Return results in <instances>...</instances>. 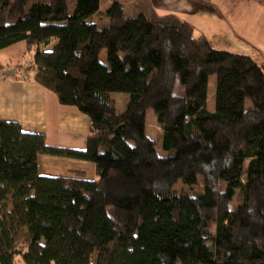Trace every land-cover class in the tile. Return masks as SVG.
Masks as SVG:
<instances>
[{
  "label": "trees",
  "instance_id": "1",
  "mask_svg": "<svg viewBox=\"0 0 264 264\" xmlns=\"http://www.w3.org/2000/svg\"><path fill=\"white\" fill-rule=\"evenodd\" d=\"M100 3L0 0V50L24 42L16 66L90 120L69 149L0 119V264H264L262 67L150 0L93 23ZM110 91L131 96L123 111ZM39 155L89 161L96 178L41 176Z\"/></svg>",
  "mask_w": 264,
  "mask_h": 264
},
{
  "label": "crops",
  "instance_id": "2",
  "mask_svg": "<svg viewBox=\"0 0 264 264\" xmlns=\"http://www.w3.org/2000/svg\"><path fill=\"white\" fill-rule=\"evenodd\" d=\"M251 1L253 0H222L231 5L242 6L241 10L247 15L251 14V9H248ZM151 2L159 14L161 13L158 8H165L169 13L179 12L175 10L181 9L190 13L211 10L210 2L200 0H177L181 6L173 8L174 10L166 2L162 4L161 0ZM252 8L255 18L251 22L255 19L259 21L264 16V8L256 3L252 4ZM189 22L194 25L193 20ZM243 27L240 29L244 32ZM24 49V42H17L0 50V119L18 122L24 132L43 134L48 146L83 149L89 134L88 116L74 106L61 105L52 92L33 81L31 71H25V66H16L21 62ZM253 60L262 66L260 62ZM37 167L38 173L45 177H76L80 172L88 180L96 178L94 165L79 159L39 155Z\"/></svg>",
  "mask_w": 264,
  "mask_h": 264
},
{
  "label": "rangeland",
  "instance_id": "3",
  "mask_svg": "<svg viewBox=\"0 0 264 264\" xmlns=\"http://www.w3.org/2000/svg\"><path fill=\"white\" fill-rule=\"evenodd\" d=\"M119 2L124 4L127 13L130 12V6L133 0H101L100 7L97 13H93L91 17L92 22L106 21L104 12L109 8L113 2ZM151 1V0H150ZM162 4L166 2L170 9L174 10L177 6H181L180 3L175 0H161ZM211 4L210 9H203L201 11H194L192 13L181 10H175L183 19L190 21L193 20L195 26V34H204L209 39L212 47L217 50H223L228 52H234L244 54L252 57L262 64L264 70V16L251 22L255 18L252 12V4L255 3L261 8H264V0H253L252 4L248 7L251 9V14H244L241 10L242 6L231 5L222 0H209ZM161 14H168L170 11L165 8H158ZM96 12V11H95ZM174 13V14H175ZM222 15L224 17H222ZM244 26V32L240 29ZM248 36H247V35ZM2 58H0L1 60ZM99 59L102 62H106V52L103 50L100 53ZM28 65V61L24 64ZM216 78L215 75H211L208 78L207 84V102L206 109L208 111L214 110V92H215ZM110 97L115 101L116 107L123 111L127 102L130 100V95L115 93L110 91ZM159 128L155 122V116L152 110H148L146 113V135L154 140H159L158 136ZM157 154L159 156H167V152L163 151L160 146V140L158 141ZM245 166L247 161H245ZM178 188L183 191L190 192L187 185L180 183ZM16 264H21L19 258Z\"/></svg>",
  "mask_w": 264,
  "mask_h": 264
}]
</instances>
